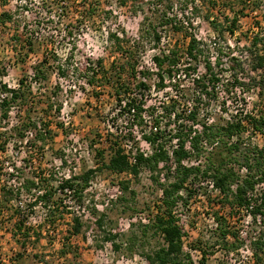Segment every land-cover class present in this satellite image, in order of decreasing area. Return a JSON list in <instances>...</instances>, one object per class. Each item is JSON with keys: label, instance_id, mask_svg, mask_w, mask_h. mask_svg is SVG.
Returning a JSON list of instances; mask_svg holds the SVG:
<instances>
[{"label": "trees", "instance_id": "16d2710c", "mask_svg": "<svg viewBox=\"0 0 264 264\" xmlns=\"http://www.w3.org/2000/svg\"><path fill=\"white\" fill-rule=\"evenodd\" d=\"M0 1L3 8L0 11V33L10 36V51L15 54L18 61L20 60L19 62H27V58L36 54L37 48L43 45L48 48L45 56L33 66L34 76L31 80L25 76L21 77L17 88L10 87L2 79L0 80V90L7 94L0 101L2 121L10 120L12 108L18 106L19 111L24 112V115L19 117L18 122L9 131L2 133L1 136L4 137V140L2 141L3 145L0 146L1 151L7 150L5 148L11 141L29 144L30 146H27L25 151H31V147L37 146L44 150L48 145V140L54 138L56 131H54L55 126L54 129L52 126L56 120V115L58 117V114L61 113L62 105L54 103L52 92L49 96L47 95L44 111L40 115H37L38 112L33 105L38 99L36 98L37 93L33 92V81L40 85L47 82L51 66L52 70H57L59 79L67 78L70 74H77L78 80L79 78L84 79L86 84L93 88V92L101 87L102 89H109V95L117 100L122 115L129 113L139 122L143 121V113L147 109L144 107V99L136 98L132 90L133 87H136L143 96L144 92L151 89L147 78H151L153 75L158 78L156 86L158 90L172 85L177 88L178 97L192 94L193 96L196 95L197 101L190 112H185L186 115L184 112H177L179 105L177 98L172 97L168 104L163 105L164 116L173 117L176 122H180L184 117L190 121L180 123L176 129V136L180 138V145L174 150L173 158L169 156L161 144L150 157L138 155V164L131 166L119 141L111 143V139H109L106 146L95 149L99 158L97 166L90 167L79 174L73 172L67 178L55 179L57 181L56 186L49 183L43 185L42 180L50 181V177H53L51 175L49 179H43V174H45L43 171L46 169H42L43 173L39 172V175H34L33 178L24 175L23 170L19 169L17 164H13L11 173H8L10 179L0 181V214L9 213L6 215V222L12 223L10 231L13 232V235L20 236L18 240L22 250L25 249L28 240L33 236L35 241H40L45 227L54 225L64 213L72 212L69 211V206L64 203V200L58 201L56 199L61 197L58 196L59 193L73 194L75 200L82 205L84 203V191L90 186L92 179L98 172L108 171L119 174L131 170L138 174V166L142 164L151 169L152 172L159 171L158 177L154 176L156 181H158L162 171H166L167 177L166 183H160L163 197L160 205H156L159 213L141 226L142 236H146L149 230L153 229L154 234L159 235L162 240L154 251L145 254L146 264H190L185 261L186 257L182 253L183 228L174 214V210L182 200L187 202L181 192L183 190L193 191L186 187V183L190 179L195 182L201 178L211 177L215 181L216 187L221 189L224 194L225 198L222 203L229 205L254 203V212L264 215V188L260 189L256 196L253 194L256 186L264 183V138L262 145L253 143L251 140L252 136L256 134L255 132L264 133V110H255L244 115L237 113L231 121H216L208 125L205 122L206 117L200 118L201 105L199 101V99L208 102L216 101L220 92L224 91L226 99H224L223 104L226 105L227 100H234L235 97L233 96L237 94L238 90L250 91V86H255L257 76L249 75L246 77L243 73L245 69L241 59L232 52L230 46L229 50L224 52L218 46L212 45L211 47L203 38L197 37L191 31L195 26L194 18L200 16V5H205L207 8L208 14L206 17L203 16V19L212 27L215 38L225 39V33L234 37L241 28L242 20L251 18L253 13L256 14L252 16L254 24L260 27L264 24V0H118V7L130 9L134 15H138L141 10L143 14L142 26L140 27L141 36L131 40L125 30L109 31L107 40L112 49L110 56L114 54L113 60L106 66L102 56L96 59L86 58L83 67H79L78 62L72 60L76 43L70 47L65 59H62L58 50L49 42L46 33L39 34L40 31L51 28L50 24L57 26L59 23L57 20L55 21L53 15L54 1V4L51 3L49 6L42 7L46 17L37 22L35 28H38V32L37 29L33 28L34 25L30 27L31 24L27 21L30 17L29 12H27L29 9L26 7L27 5L22 4L24 0H19V5L22 4L23 6H16L15 8L7 7L11 0ZM82 1L84 2V13L79 11L76 13L75 20L77 23L93 20L101 8L100 3ZM142 5H147L151 14L148 15L143 8L140 9L139 7ZM174 8H177V11H174ZM113 12L111 6L106 8L101 16L109 17L111 14L112 18ZM221 20L225 21L226 24ZM261 28L263 31L256 32L249 45L245 46L249 52L247 56L251 58V62L255 64L254 70L257 71L264 69V27ZM78 30L79 27L72 24L70 27L68 26L66 35L75 40L79 36L76 34ZM171 31L189 38L183 53L178 45L168 49L163 47V40L168 37V32ZM145 38L152 43V50L156 52L151 58L156 71H151L149 66H141L145 49H142L140 41ZM226 65H228V69H225ZM240 70L242 72H239ZM262 74L263 76L257 80L258 85H262L259 91L260 96H263L264 93V84H262L264 73ZM2 75H7V67H1L0 76ZM184 78L189 79L192 86L188 87L184 84L182 82ZM55 88L59 89L60 86L57 84ZM95 96L99 99L100 93L95 92ZM42 102L38 99L39 104ZM28 105L30 106L28 107ZM53 110L58 114L52 113ZM151 115L153 118L155 117V113H151ZM154 120L155 124H158L159 116H156ZM199 123L203 125L202 129L194 127ZM248 125H251L255 132L248 138H244L243 133L248 130ZM56 127L62 128L63 123L57 121ZM29 132L33 134L32 139H29ZM159 136V133H152L146 138L156 142ZM190 137L191 146L195 150L194 153L185 148ZM234 137H237L235 141L232 140ZM17 144L14 143L15 150H18ZM209 147L211 148L208 149ZM107 151L110 152L108 155H106ZM192 156L197 160L203 157V161L191 167L182 164L183 159ZM161 161L165 163L162 169L159 168ZM24 162H28V159H24ZM243 166L248 169V172L245 175H240L238 170ZM19 171L21 175L16 174ZM16 178L19 181L12 183L16 182ZM234 184H237L235 191L231 188ZM121 187L123 194L130 190L127 181L121 182ZM129 192L134 193L132 190ZM249 193L252 195L249 196ZM118 199L128 201L125 194ZM38 206H41L46 214L42 222L39 221L38 223L37 221L36 223L32 221L31 215L37 212ZM105 218V214H100L96 218L95 222L99 228H103ZM2 222L0 219V230L3 228ZM84 226L81 218L75 215L69 223L68 234L63 239L61 255L67 256L75 251L71 243L73 236L82 235V238H86V233L83 231ZM6 230H9V227H6ZM220 231L225 237L227 234L225 225ZM261 234L260 239L254 242V247L258 260L264 264V240L262 237L264 232ZM119 236V233H115L111 229V231H105L104 240L113 242L115 250H119L122 247L121 244L116 243ZM15 256L20 258L24 255L20 251Z\"/></svg>", "mask_w": 264, "mask_h": 264}, {"label": "rangeland", "instance_id": "374dc122", "mask_svg": "<svg viewBox=\"0 0 264 264\" xmlns=\"http://www.w3.org/2000/svg\"><path fill=\"white\" fill-rule=\"evenodd\" d=\"M88 1L100 3L101 8H99L98 14L93 20L79 23L75 20V16L78 11L84 13V2L82 0H24L22 4L27 5L26 7L29 9L27 12H29L30 17L27 21L31 24L30 27L34 25L33 28L37 27L38 21L46 17L42 7L45 5L49 6L51 3L54 4L53 15L55 21L57 20L59 23L57 26H54L56 24H50L51 28H47L46 31H40L39 34L43 35L46 33L49 42L58 50V54L62 59H65L70 47L76 43L72 60L73 62H78L79 67H83L86 58L96 59L100 56L104 57L105 64L108 66L110 61L113 60L114 54L112 55L113 57L110 56V50L112 49L110 42L107 40V33L111 30H125L129 39H138L141 36L140 27L142 26L143 14L140 10L138 15H134L132 10L118 7V0ZM19 4V0H11L7 7L23 6ZM111 6L114 10L112 18L111 14L109 17H102L101 14L104 13V10ZM139 8L145 9L148 15L151 14L147 9V5H142ZM200 8V16L194 18L195 26L191 31L197 37L203 38L211 47L212 45L218 46L224 52H227L230 46L232 52L241 59L245 69L243 73H245L246 77H249V75L252 77L257 76V80H259L263 76L264 69L254 70L255 64L251 62L250 57L248 58L249 52L245 48L246 45H249L251 38L256 32L263 31L261 27H264V24L260 27L254 24L252 16L256 14L253 13L251 18L242 20L241 28L234 37L225 33V39H220L214 37L215 34L212 27L203 19V16L206 17L208 14L206 6L200 5ZM2 10L0 1V11ZM66 10L67 12H64ZM262 10L261 15L263 14ZM174 11H177V8H174ZM221 21L226 24L225 21ZM72 24L79 27V30L76 31L79 36L75 40L66 35L68 26L70 27ZM35 29L38 32V28ZM168 33V37L163 40V47L168 49L178 45L183 53L189 38L174 31ZM10 43V36L0 33V69L2 66L7 67V75L0 76V80L2 79L14 87L19 84V79L23 76L28 77L29 80L33 78V66L45 56L48 48L44 45L37 48L38 52L36 54L28 57L27 62L21 63L19 62L20 60H17L15 54L10 51ZM140 45L142 49H145L141 66H149L151 71H155L152 70L153 65L151 63V57L156 53L155 50H152V43L145 38L140 41ZM228 68V65H226L225 69ZM239 72L242 71L240 70ZM49 73V79L47 82H43L42 85L33 81V92L37 93L36 98L43 101L39 104L38 99H36L33 105L36 107L37 115H40L44 111V103L52 93L54 95V103L62 105L60 114L56 113L55 110L52 112L55 115L58 114L52 126L53 129L55 126V136L53 139L48 140V145H46L44 150L37 146L31 147V151H25L27 146H30L29 144L26 145L25 142L22 144L20 142H9L5 148L7 150H0V181L10 179L8 173H11L12 165L17 164L18 168L22 169L24 175L26 174L28 177L34 178V175H39V172L45 173L43 174V179H49L53 175V177H50V181L42 180L43 185L49 183L56 186L57 181L55 179L67 178L73 172L79 174L90 167L97 166L99 158L95 149L106 146L109 139H111V143L114 141H119L120 143L125 136H128L127 133H130L128 132L130 131L128 129L129 126H126L124 122L127 116L126 114L122 115L120 107L117 105V100L109 95V89H102V87L97 90L94 89L96 90L95 92L100 93V98L97 99L93 88L86 84L84 79L79 78L78 80L77 74H70L67 78L59 79L57 70H52V66L49 68ZM257 80L255 81V86H250V91L238 90L237 94L233 96L235 97L234 100H228L229 104L224 107L221 105L224 97H226L224 91L220 92L219 98L213 102L199 99L200 105L202 109H208L207 113L214 117L215 121H225V116L221 112L223 109L224 111L227 110V113H235L238 110V114L243 113V115L245 110L250 112L264 110V93L263 96H260L259 91L262 85H258ZM262 80V84H264V77ZM147 81L152 88L150 91L144 92L143 96L136 87H133L132 91H134L136 98L144 99L145 107L149 113H155L160 116L159 111L162 109L164 102L173 95L178 94L177 88L172 86V88L164 91H158L156 87L158 78L156 75L147 78ZM182 82L188 87L192 86V82L189 79L186 80L184 78ZM57 84L60 86L59 89L55 88ZM55 91L57 92L56 94ZM42 93L44 95H41ZM177 99L180 107L185 108L187 106L191 107V104L197 102L196 95L193 96L192 94L190 96L183 95ZM243 99L246 100L244 101ZM23 115L24 112H20L17 106V108H12L10 120L2 121L0 110V123L2 125L0 129V146L3 145L2 141L4 140V137L1 136L2 133L9 131L18 122L19 117L21 118ZM57 121L63 123L62 128L56 127ZM146 124V122H142L139 125V130L144 131ZM169 124L170 122L165 121L164 128L172 131L174 123L172 122V125L168 127ZM28 135L29 139H32L33 135ZM249 136H247L246 132L243 133L244 138ZM251 140L253 143L262 144L260 139L252 138ZM14 143H18V150L14 149ZM109 153L107 151L106 155ZM61 157H63V160H61ZM24 159H28V162H24ZM26 164L27 167H25ZM42 169L46 170L42 172ZM26 171L28 172L26 173ZM16 174L21 175V172H16ZM154 176L158 177V173H154L150 178L149 174L145 172L137 178L129 179L124 174L108 171L98 172L92 179L90 186L84 191V203L82 205L75 200L73 194L59 193L58 196L61 197L56 199L58 201L64 200V203L69 206V211L72 212L64 213L62 218H58L54 225L45 227L40 241H35L33 236L28 240L23 250L18 240L20 236H14L13 232L10 231L12 223L6 222V215L9 213L0 214V219L3 221V228L0 230V264H146L145 254L154 251L162 242L159 235L154 234L153 229L149 230L146 236H142L141 232L142 224L148 223L159 213L156 205H160L162 202L160 197V183L162 182L159 179L156 181ZM17 181L19 180L17 179L16 182L12 183H17ZM125 181L128 182L129 191L132 190L134 193L131 194V192L127 191L124 194L128 201H120L118 198L124 195L121 182ZM201 206L203 207V205ZM36 210L37 212L31 215V218L33 221H38V223L39 221L42 222L46 212L41 206H38ZM176 210L178 212L184 211L185 205L180 202ZM199 211L195 210L190 213L193 215ZM100 214L106 215L103 228H99L95 222ZM75 215H78L85 225L83 231L86 233V238H82V235L73 236L71 243L73 244V250L76 252L63 256L60 252L63 239L67 236L69 223ZM193 217L191 221L200 223L203 228L204 224H206L205 220L197 217L196 214ZM130 222L131 225H129ZM6 227H9V230H6ZM111 229L115 233L120 234L116 240V243L122 245L119 250H115L113 242L104 240L105 231H111ZM20 251L23 252L24 256L17 258L15 255Z\"/></svg>", "mask_w": 264, "mask_h": 264}, {"label": "built area", "instance_id": "2783aa9c", "mask_svg": "<svg viewBox=\"0 0 264 264\" xmlns=\"http://www.w3.org/2000/svg\"><path fill=\"white\" fill-rule=\"evenodd\" d=\"M151 63L153 65L152 70L156 71L155 64L153 61H151ZM18 86L19 84L13 88H17ZM168 88H172V85L158 91H164ZM5 96H7V94L1 92L0 101L4 99ZM172 97L178 98V95H173ZM172 97H170V99ZM170 99L165 101L164 104H168ZM224 99H226V97H224ZM226 104H229L228 100ZM194 105L195 103L191 104V107L187 106V108H185L180 107L179 104L177 106V112H184V114L186 111L190 112ZM221 105L223 107L226 106L224 104ZM145 109L147 108L145 107ZM207 110V108L202 109L201 107L200 118L206 117L205 122L208 125L215 123V118L209 115ZM221 112L225 116L226 122L227 120L231 121L232 117L238 113V110H236L235 113H227V110L224 111L223 109ZM247 112L250 111L245 110V114ZM159 113L160 116L155 114V117L159 116V123L155 124V117L153 118L151 113L148 112V109L144 111L142 122L147 123L144 131L139 130V125L142 122L135 119L133 115L125 113L127 118L124 122L126 126H129L128 129L130 131L128 132L130 133H127L128 136H125L124 140L120 142V145L128 156L131 166L138 164V155L142 154L146 158L150 157L161 144L164 146L165 150H167L171 158L174 156V150L179 147L180 138L176 136V129L180 123L190 122L189 119L184 117L180 122H176L173 117L169 118L168 116H164L163 107ZM165 121L170 122L169 126L167 125L168 127L172 125V122L174 123L172 131H169L168 128H164ZM194 127L202 129L203 125L199 123ZM245 132L247 133V136H251L255 130L251 125H248V130ZM152 133L160 134L156 142H152L146 138L147 135H151ZM255 133L256 134L252 136L253 139L257 138L258 140H262L264 138V133ZM29 134L33 135L31 132H29ZM235 139H237V137H234L232 140L235 141ZM185 148L194 153L195 150H193L191 146V137L187 141ZM210 148L211 147L208 149ZM202 161L203 157L197 160V158L192 156L183 159L182 164L191 167L193 165H198ZM164 164L165 163L161 161L159 163V168L162 169ZM145 172L148 173L151 178L154 173H158L159 171L152 172L151 169L142 164L138 166V174H135V172H132L131 170L119 174H124L127 175L129 179H134ZM247 172L248 169L244 166L240 167L238 170L240 175H245ZM159 181L162 183L167 182L166 171L160 172ZM186 187H189V189H192L193 191L183 190L181 192V194L187 199V202H184L183 200L181 201L185 205V210L179 212L176 209L174 210V214L179 219L178 222L183 228L182 253L186 257L185 261L190 264H262L256 255L254 242L260 239L259 237L262 235L261 232H264V215L254 212L255 204L229 205L227 203H222V200L225 198L224 194L221 189L216 187L215 181L211 177L201 178L195 182L190 179L186 183ZM231 188L235 191L237 189V184L232 185ZM263 188L264 183L257 185L256 190L253 193L254 196H256L257 192ZM251 195L252 193H249V196ZM160 197H163L162 189L160 190ZM201 205H203V207ZM195 210H200L194 214L199 218H203L206 222L203 228L200 226V223H193L191 221V218H194V214L191 215L190 212H194ZM129 225H131V222ZM224 225L227 231L225 237H223L220 231ZM262 237L264 240V236Z\"/></svg>", "mask_w": 264, "mask_h": 264}, {"label": "crops", "instance_id": "0c3cea01", "mask_svg": "<svg viewBox=\"0 0 264 264\" xmlns=\"http://www.w3.org/2000/svg\"><path fill=\"white\" fill-rule=\"evenodd\" d=\"M262 144H263V141H262ZM262 144H260V145H262Z\"/></svg>", "mask_w": 264, "mask_h": 264}]
</instances>
